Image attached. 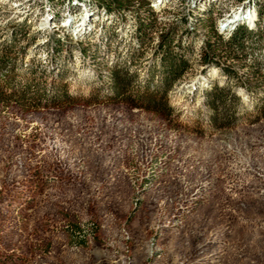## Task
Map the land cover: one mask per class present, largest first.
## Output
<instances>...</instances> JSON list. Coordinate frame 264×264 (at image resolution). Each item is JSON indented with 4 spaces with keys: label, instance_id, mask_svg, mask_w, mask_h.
<instances>
[{
    "label": "rangeland",
    "instance_id": "obj_1",
    "mask_svg": "<svg viewBox=\"0 0 264 264\" xmlns=\"http://www.w3.org/2000/svg\"><path fill=\"white\" fill-rule=\"evenodd\" d=\"M36 2L0 6V45L15 66L0 71V264H264V85L248 59L218 53L223 74L193 52L164 117L114 98L105 78L124 53L147 67L181 0H125L133 13L157 9L153 37L133 55L129 35L104 45L99 21L90 40L61 49L31 26L12 46V20L31 9L37 27L61 28ZM208 31L189 36L191 47ZM255 48L252 63L263 60ZM61 84L71 102L58 105ZM244 84L232 117L215 122L210 93Z\"/></svg>",
    "mask_w": 264,
    "mask_h": 264
},
{
    "label": "trees",
    "instance_id": "obj_2",
    "mask_svg": "<svg viewBox=\"0 0 264 264\" xmlns=\"http://www.w3.org/2000/svg\"><path fill=\"white\" fill-rule=\"evenodd\" d=\"M69 1L72 3V0H48V3L52 13L57 14L58 10H62L64 6L69 4ZM200 4L201 3L197 2L195 10L193 11L195 13H193L195 15L194 21L197 23L199 22L201 28L209 29L206 41L209 52L203 55V61L205 63L218 65L219 67V63L216 61L218 53H221L223 56H226L227 59L236 63L248 59V63L253 69L251 74L255 76V78H259L260 83L264 85V72H262V69L257 68L262 60L259 56L256 58H258L260 62H255L256 58H254L253 63L252 60H249L250 55H258L254 53L256 51L255 46L257 44H263V31L249 29L241 25L238 26L230 36L225 37L219 34L216 23L211 16L207 18L200 17L202 13L206 12L202 10ZM254 5L259 14L264 12V0H254ZM96 6L99 9H101V6H104L113 14L131 7L127 5L125 0H99ZM139 9L137 15V39L134 44L132 42L128 47V52H130L131 55L141 52L142 48L150 42V35L153 30H155L156 26L154 9L149 4L147 6L141 5ZM207 11H209V7H207ZM187 21L188 18L185 16L178 18L176 15L173 26L162 33L158 44L152 50L150 58L146 59V61L149 62L147 67L142 65L141 58L139 57L134 58L139 65V68L135 67L132 64L134 60H127V58L125 59V54L127 53L122 54L124 59L120 61L119 65L113 67L105 78L106 90L112 92L113 97L119 101L126 102L132 106L145 109L164 117L171 116L174 112V108L170 104L169 94L173 88L180 83L181 78L184 77L188 68L191 66V54L193 53V49L189 44V36L193 35L184 36L183 34V36H179V29L182 28ZM15 26L16 27L13 28L12 39L9 40L12 46L19 40L29 38L30 34L27 32V26L32 27V24L25 19L18 24L15 23ZM116 28V24H110L106 28L107 40L105 45L111 42L113 38L116 39ZM31 38H33V36ZM51 40L55 42L58 49H61L65 43L61 41L60 36L56 35ZM86 45L87 46L82 47L85 52L91 51L94 47L90 43ZM259 51L261 54L262 51ZM94 52V59H99L98 52ZM10 53L11 51L0 45V71H2V75L9 73L12 66V70H15L12 58H10ZM23 56L25 57V55ZM32 63L31 61L25 62V67L30 69L35 66L36 71L39 66H37V64L33 65ZM220 71L223 74L229 73L227 67L224 68V66L220 67ZM52 73L51 71L50 74ZM230 73L232 72L230 71ZM139 79L142 80V82H140ZM43 95L48 96L46 92ZM234 95H237L234 89H232V92H229L225 88H221L220 90L215 89L210 93L206 103L212 109L213 113L218 116L213 119L215 122L232 117L230 115V107L240 101V98H236ZM262 100H264V97ZM54 101H57L58 105L60 103L71 102L65 84H61L57 87V95ZM257 106L260 107L263 111H261V114L264 115V102H260ZM188 200L189 199H186L187 202ZM187 202H184V204H187Z\"/></svg>",
    "mask_w": 264,
    "mask_h": 264
},
{
    "label": "bare ground",
    "instance_id": "obj_3",
    "mask_svg": "<svg viewBox=\"0 0 264 264\" xmlns=\"http://www.w3.org/2000/svg\"><path fill=\"white\" fill-rule=\"evenodd\" d=\"M36 1H37L36 2L37 5H40V7L42 6V4L43 7H46V11H48V13L51 15V19L53 20L54 23L57 24L58 22H60L62 24L61 28L57 30V33H54V30H52L53 32H47L48 30L46 28L48 26L47 24H45L46 22H44V24L40 27L36 26L39 17L37 16V14H39L37 11L38 8L31 9L28 11V13L26 12L25 15L14 18L12 21L14 24L15 23L18 24L25 19L28 20L32 24V29L34 28L35 32H40L43 34V36H46V40L53 39L55 35L60 36L61 41L65 43L71 41V39L86 40V37L89 39L90 36L96 34V30H97L96 25L98 24L97 23L98 21L100 22V24L97 27L103 26L102 28L105 29L110 24L117 25L116 43H118L119 40H122V36L124 35H129V38L131 39L133 44L137 39L136 36L138 29L137 15L139 12L135 11L133 13L131 11L132 9L131 7L119 11V13L113 14L110 12V10L108 11V9L104 6H101V9H99L96 6L99 0H72V3H70L71 1H69V4L64 6L62 10H58L57 14H53L49 7L48 0H36ZM197 2L201 3L200 5L202 6V10L206 11L201 14L200 16L201 18H207L208 16H211L215 21L216 16H218L220 23L223 22V26H218L215 21L217 31L219 32V34H222L225 37L230 36L233 33V31L238 26L241 25L246 26L249 29L263 31L262 34L263 44L261 48L262 53L260 54V57L263 58L264 60V12L262 14H259L256 6L254 5V0H238L235 2V5L233 2H231L232 3L231 6L227 8H224L223 6L225 0H181V4L177 6V10L179 11L177 16L178 18L185 16L186 18H188V21L185 23L184 26H182V28L179 29L180 31L179 36H183V34L184 36L199 34L198 32L201 26L199 25V22L197 23L194 21L195 13L193 12L195 10ZM1 5L2 3L0 0V6ZM151 7L154 9V11H157L156 7L153 6ZM207 7H209V11H207ZM175 17L173 18L174 19L173 24L175 23ZM60 18H63V20L60 21ZM48 20L50 21L49 18ZM0 25H1V17H0ZM63 31L65 32L64 33L65 35L62 34ZM101 35L103 36L102 40H103V44L105 45L107 40L106 30L103 29ZM206 37L204 36V38L194 48L192 47L193 52L197 57L196 63L205 64L206 67H211L214 70H216L217 73H220L221 72L220 67L223 65L219 64L218 67V65L205 63L203 61V55L209 52L206 44L207 41ZM263 60L260 63V65L257 66L258 69L259 68L262 69V72H264ZM234 90L236 94L240 96L239 94L240 91H248L250 90V87L247 86V84H244L242 86L235 87ZM240 98L243 99L241 96Z\"/></svg>",
    "mask_w": 264,
    "mask_h": 264
},
{
    "label": "built area",
    "instance_id": "obj_4",
    "mask_svg": "<svg viewBox=\"0 0 264 264\" xmlns=\"http://www.w3.org/2000/svg\"><path fill=\"white\" fill-rule=\"evenodd\" d=\"M156 14H157V11H155V15ZM156 25H157V15H156ZM155 29H156V27H155ZM154 34H155V32H154ZM150 37H153V34H151Z\"/></svg>",
    "mask_w": 264,
    "mask_h": 264
}]
</instances>
